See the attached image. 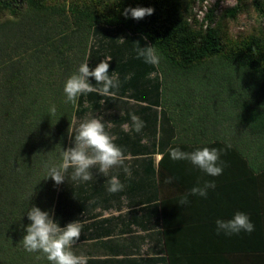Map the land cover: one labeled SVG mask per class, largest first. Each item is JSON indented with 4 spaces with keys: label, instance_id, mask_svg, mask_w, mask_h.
<instances>
[{
    "label": "trees",
    "instance_id": "1",
    "mask_svg": "<svg viewBox=\"0 0 264 264\" xmlns=\"http://www.w3.org/2000/svg\"><path fill=\"white\" fill-rule=\"evenodd\" d=\"M19 1L21 15L0 21V264H49L40 254L26 252L20 241L33 206L53 219V199L61 191L56 194L57 184L44 178L43 164L60 163L74 106L65 102L63 86L84 62L94 23L66 26L51 16L47 0ZM191 2L122 0L119 21L129 32L143 34L160 57V106L174 127L169 142L231 145L252 172H259L264 169V39L253 33L236 39L220 35L215 4L201 22L192 21ZM12 5L0 0V9ZM135 7L154 12L140 20L122 14ZM236 8L225 12L231 15ZM132 56L126 78L138 85L149 69L135 50ZM123 78L121 88L128 85ZM88 81L94 86L93 77ZM145 170L153 172L150 161ZM55 222L65 227L62 216ZM170 253L168 264H184ZM199 254L213 260L199 264H241L236 253ZM157 258L165 264L163 255Z\"/></svg>",
    "mask_w": 264,
    "mask_h": 264
},
{
    "label": "rangeland",
    "instance_id": "2",
    "mask_svg": "<svg viewBox=\"0 0 264 264\" xmlns=\"http://www.w3.org/2000/svg\"><path fill=\"white\" fill-rule=\"evenodd\" d=\"M10 1L13 3L12 8L0 9V21L5 19H16L23 12L24 5H21L19 0ZM47 1L52 11L51 16H53L56 20L64 21L66 26H75L77 23H94L89 36L83 63L87 62L91 70L94 69L102 60H106L111 57L112 59L108 61V75H115L118 79L122 78L123 75V80L128 81V85L124 88H121L120 86L118 91L113 90L116 91V96L112 99L116 100L118 98L117 96L136 90L138 92L134 93L135 98L154 105L150 106L151 109L149 111L151 116L154 115V118L152 119L154 128L151 125L149 133L147 132L148 129L146 127V120H142L144 122V127L141 132H139L138 137L141 153L145 152L148 148H150V150H153L154 147L161 149L162 151L160 152L158 158H156L154 165V169L158 172V174H160L159 179L162 181L163 177H168L167 174L170 173L169 177L173 176L172 180L177 191L190 189L185 182L182 183L181 181V170L187 169L188 174H194V172H198L199 169L195 168L189 161H172L167 150L172 147H179L182 151L191 152L193 151L192 149L195 148V144L193 143L191 147H186V145L190 144L169 142L170 137L173 135L174 127H172L164 118V108L160 106V98L162 95L161 79L156 65L153 66L147 64L149 69L148 77L147 79L139 82L138 85H135L133 81L127 80L126 78L130 71L128 64H131V62L129 61L131 58L132 60L134 59L132 52L138 46L148 47L150 44L148 39L143 34L131 33L120 23L118 6L122 0ZM256 1L258 6L255 5L252 0H192L190 18H192V21L201 22L207 8L215 4V26L220 35L226 36L230 39H236L237 37L247 36L253 33L260 35L264 39V0ZM232 5H236L237 8L233 14L229 15L225 12V9ZM62 25L64 26V24ZM119 66H122L123 69H119ZM58 70H60V67H58ZM55 80L56 82L59 81L57 74L54 78V83ZM128 86L129 89H126ZM136 86H138V88ZM94 87H100V85L94 84ZM125 89L129 92H125ZM101 97L103 96L99 93L93 92L81 95L77 98L76 103L73 106V112L68 126V137L65 139L64 150L74 146L73 141L76 135V130L81 122L91 118H97L103 122L106 114L102 107L106 104V102L104 103L100 101ZM118 106L119 103L113 102L111 110H117ZM147 112L146 108L140 109L141 116L143 114L147 115ZM70 131L71 133L69 136ZM202 147L222 150L220 160L225 163L222 172L223 174L216 176L217 179L215 180L213 179L208 181H214L216 187L221 190H230L235 193H245L252 197V200L246 201V204L247 202L252 204V208L247 207V205L240 206L239 203L242 204L244 202L243 200H234V197H227L218 194H208L207 198H196L199 199V204H202L203 207V209H200V213L204 212V214L212 216L219 215V217L214 219V221H211L210 218L204 217L200 222V224H203V236L206 238L205 242H216V246L214 247L207 245L203 246V251L217 256L224 254L232 255L233 253H236L240 256L241 264H264V225H260L256 222V220H258V218L260 219L261 216L257 209L264 207V171L261 170L259 172H252L249 168H244V170L241 171L229 172L231 171L229 163L233 157V153H235L232 148H225L214 142L197 148ZM161 155L163 156L162 159ZM70 172H72V170H70ZM67 173L68 171L65 173V179H67ZM138 174L140 177L141 196L144 195V192L146 195L148 190H151V176L154 175V172H147L141 163ZM198 174L199 178L202 177V179L207 175L200 170ZM147 177H149V179ZM204 182L205 181L201 182L200 185H203ZM156 183L158 184V181ZM60 185H64L65 187L67 186V182H63ZM182 185L185 186L182 187ZM168 199L169 197H164L161 198L160 201L162 202ZM143 201L144 200L141 199V202ZM152 206L154 207L155 204ZM140 209V211H144V208ZM156 209L157 208H155L153 215H150L148 222L151 223L150 225H153L154 222L155 227L158 228L156 222L158 218V211ZM248 209H253V212L251 213L255 214L257 217V219H254L250 214L245 213L249 216L250 221L253 223L254 231L251 233L242 231L240 234H233L231 236H227L223 232L217 234L215 223L217 219L228 220L234 216L233 213H236L237 211H251H248ZM164 212L165 208L162 205L161 213ZM144 216V212L141 213V218ZM151 218L153 219V222L151 221ZM141 223L143 224L142 220ZM157 228L151 231L148 235H144L145 233L143 230L141 231V239L148 237L151 240L149 241L146 239L149 247L143 251H153L160 254V230ZM166 228L170 229V233L174 234L177 238H182V236L188 233L186 226L182 223L172 225L168 222ZM165 242L167 243L166 247L168 251L171 249V245L168 240ZM156 256L157 255L154 256V259H152L154 261L151 259H141L139 263L134 262L133 264H163L162 260L157 259Z\"/></svg>",
    "mask_w": 264,
    "mask_h": 264
},
{
    "label": "crops",
    "instance_id": "3",
    "mask_svg": "<svg viewBox=\"0 0 264 264\" xmlns=\"http://www.w3.org/2000/svg\"><path fill=\"white\" fill-rule=\"evenodd\" d=\"M136 87L138 88V86ZM126 89H129V86ZM126 89L124 91L129 92ZM136 92L138 91L132 90L130 93L117 96L116 100H113V97L110 96L100 98V101L106 102L102 107L106 114L103 120L105 130L113 138V142L124 150V163L130 168V176L123 171V168H112L109 170L107 176L101 175L96 168H93L91 169L92 180L87 182L73 181L70 178V170H72L70 168L67 173V179H65L67 186L64 187V185L57 184L55 189L56 194L58 190L61 192L59 193V197L55 196L53 199V220L55 221L57 217L62 216V222L65 223L64 226L73 221H78L83 225L80 238L73 245L72 251L76 255L85 256L87 264H133L134 262L139 263L141 259L152 260L155 255H157L156 257L163 255L165 264H168L166 256L168 251L176 254L177 257L180 256L178 259L183 260L184 264H199L200 260L207 263L213 262L209 257L206 260L198 258L199 256L203 257V255L199 254L203 252V246H216V242H205L203 224H200V222L204 217L214 221L219 215L212 216L204 214V212L200 213V209H203V207L202 204H199V199H196L200 196H190V204L187 207L179 205V199L192 187L196 186L198 181L201 184L203 181L215 180L217 178L206 175L202 179V177L199 178V170L198 172L195 171L194 174H188L187 169L181 170V181L182 183L185 182L190 188L184 191H177L173 180L171 183H165L166 178L173 177L172 175V177H169L170 173L167 174L168 177H163L162 181L159 179V174L154 169V165L160 152H157L156 147H154L153 150L148 148L145 152L141 153L138 142L139 133L132 130L130 116V114H134L141 120H146L147 132L149 133L150 126L152 125L154 128L152 124L154 115L151 116L149 112L150 106L154 105L135 98L134 93ZM113 102L119 103L115 111L111 110ZM141 108L147 109V115L143 114L141 116ZM70 133L71 131L69 132V136ZM213 142L219 144L217 141L194 143L195 148L192 150L212 144ZM192 144L190 143L186 147H191ZM219 145L234 150L231 145L222 143ZM235 153H233V157L229 163V168L231 169L229 172H237L248 168L245 159L236 151ZM149 161L154 169V175L151 176V190H148L146 195L144 192V195L141 196L138 171L141 163L145 168ZM112 176H116L124 185V189L115 194L107 191L109 186L108 181ZM147 178L149 179V177ZM157 181L158 184L156 183ZM184 186L182 185V187ZM208 194L234 197V200L244 201L242 204L239 203L240 206L247 205V207L252 208L250 202L246 204V201L252 200V197L245 193H235L215 187V189H209ZM164 197H169V199L161 202L160 199ZM141 199L144 201L141 202ZM154 204L155 206L153 207L152 205ZM162 205L165 208L164 213H161ZM140 208H144L143 212L145 216L143 218H141V213L143 212L140 211ZM155 208L158 211V218L156 220L158 228L155 227L152 218L153 225H150L151 223L148 222ZM260 210L261 212L263 210V212L261 213ZM257 211H259L261 216L256 222L264 225V207L257 209ZM242 212L250 214L252 218L257 219L255 214L251 213L253 209L249 212ZM168 222L172 225L182 223L186 226L188 233L182 236V238H177L174 234L170 233V229L166 228ZM156 228L160 230V254L153 251H143L149 247L146 239L151 240L148 237L141 239V231L143 230L144 235H148ZM167 240L171 245V249L168 251L166 247L167 243L165 242ZM182 257L185 258L182 259Z\"/></svg>",
    "mask_w": 264,
    "mask_h": 264
},
{
    "label": "clouds",
    "instance_id": "4",
    "mask_svg": "<svg viewBox=\"0 0 264 264\" xmlns=\"http://www.w3.org/2000/svg\"><path fill=\"white\" fill-rule=\"evenodd\" d=\"M154 12L151 7L125 8L123 15L135 20L143 19ZM136 58L143 59L149 65H158L160 57L153 46L140 47L135 49ZM112 58L102 60L94 69L89 68L88 63H82L77 71L73 73L63 86L65 102L75 104L78 97L88 93H99L102 96L115 97L116 91L120 88V81L115 75H108V68ZM94 77V87L89 83L88 78ZM116 90V91H113ZM55 112L53 107L50 110ZM132 130L139 133L144 127V122L136 115L130 114ZM74 146L61 151L60 163L49 164L44 162L46 178H51L56 184L65 182V173L71 168V180L87 182L93 179L91 169L96 168L98 172L107 176L112 168H123V171L130 176V168L125 165L124 150L113 142V138L106 132L105 124L97 118L86 119L81 122L76 130L73 141ZM172 161H189L195 168H198L208 176L216 177L222 174L225 166L220 160L221 151L216 148L202 147L191 152L182 151L179 147H172L168 150ZM163 156L161 155V159ZM172 178H166L165 183H171ZM107 191L115 194L124 189V185L116 176L108 181ZM214 181H205L203 185L197 182L187 193L179 199V205L188 206L190 196L207 198L208 190L215 189ZM27 218L31 223L25 228L26 234L20 241L23 249L28 253H38L45 258L49 264H87V258L83 255H76L72 247L81 235L82 224L78 221L68 223L61 228L57 222L50 218L47 211H41L33 206L27 212ZM216 232H223L227 236L240 234L242 231L251 233L254 225L247 214L237 211L231 219L216 220Z\"/></svg>",
    "mask_w": 264,
    "mask_h": 264
}]
</instances>
